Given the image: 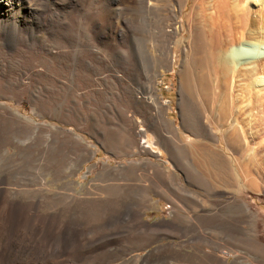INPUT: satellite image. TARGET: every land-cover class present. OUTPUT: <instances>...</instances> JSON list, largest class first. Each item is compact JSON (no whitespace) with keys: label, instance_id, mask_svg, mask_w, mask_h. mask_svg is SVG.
I'll return each mask as SVG.
<instances>
[{"label":"rangeland","instance_id":"1","mask_svg":"<svg viewBox=\"0 0 264 264\" xmlns=\"http://www.w3.org/2000/svg\"><path fill=\"white\" fill-rule=\"evenodd\" d=\"M13 2L22 4L23 0ZM80 2L76 10L71 6L61 10V23L55 26L47 23L42 30L35 25L22 27L16 22L15 18L35 20L33 13H19L17 6L12 12L14 17L9 19L8 25L14 34L5 37L9 47L2 51L6 56L0 52V230L3 217L7 215L3 209L11 201L21 202L24 209L34 207L30 225L38 224V230L33 232L32 227L22 226L21 238L15 240L19 245L25 236L28 247H33L30 251H20L15 246L12 253L6 255L0 241V264H209L201 248L214 256L225 248L230 252L238 251L227 257L230 263L237 260L240 264L254 261L263 264L262 192L246 189L240 195L253 216V230L248 235L260 244L259 247L244 249L240 243H230L218 249L216 244L222 236L217 220L211 232L214 244H205L196 237L198 232L210 227L201 225V213L209 210L215 214L221 199H231L234 195L208 186L202 178L190 184L184 155L179 156L180 166L170 155V124L162 121L161 115L164 114L176 128L183 125L179 111V75L185 67L182 47L178 46L175 54H171L168 69L151 75L158 106L162 109L132 104L140 103L147 89L131 98L132 102L123 100L124 90L120 83L123 77L118 67L122 58L130 59L145 49L147 42L143 36L147 18L137 14L133 6L123 0ZM167 2H162L166 10ZM162 13L156 22L165 26L170 19L166 11ZM92 17L100 22L98 36ZM111 18L114 27L109 25ZM4 22H8V18ZM121 29L126 36L123 43L119 37ZM57 36H63L64 40H57ZM22 45L34 48L39 53L37 58L28 59L31 55L23 56L26 53L10 57L13 51H20L18 47ZM57 51L67 59L57 58ZM90 51L100 54V62L87 56ZM44 55L46 59H40ZM85 55L89 59H83ZM136 60L140 73L136 72L133 79H126L125 83L138 92L144 90V73L152 63L148 58L150 62L146 64L144 60ZM195 65L197 67L189 70L190 73L199 72V63ZM189 71L186 73L190 74ZM185 102L188 119L182 131L194 138L206 139L199 121L198 127L192 122L191 116L197 118L195 102L192 98H186ZM196 157L199 158L198 154ZM161 168L165 171L172 168L179 184L200 193L199 199L189 207L191 219L187 216L190 209L185 191H180V202L176 204L154 196V207L134 206L135 202L139 203L138 198L143 199V193L147 192L148 199L152 196L149 182L154 180L156 172H163ZM164 175L167 177V172ZM208 175L213 181V176ZM163 219L175 221L176 229L158 227L156 223ZM137 221L141 223V230L157 233L133 231L132 224ZM188 224L193 230H186Z\"/></svg>","mask_w":264,"mask_h":264},{"label":"bare ground","instance_id":"2","mask_svg":"<svg viewBox=\"0 0 264 264\" xmlns=\"http://www.w3.org/2000/svg\"><path fill=\"white\" fill-rule=\"evenodd\" d=\"M80 1L23 0L22 4L18 3L15 5L13 0H0V52L9 47L6 45L8 43L5 37L14 34L13 28H10L8 24L10 17H14L12 12H14L16 6L18 7L19 13L22 11L33 13L35 17V20L32 22H28L25 18H15L14 20L16 22L22 24V27L35 25L42 30L47 23L54 24V26L55 24L58 25L61 23L59 19L61 10L68 6L76 10V7L81 3ZM123 1L128 2L130 7L132 5V9H135L137 14L145 15L147 18V28L144 31L146 32L145 36H143L144 32L142 33L147 45L143 52H138V55L136 53V55L131 56L130 59L122 58V61L119 63L120 67L117 66L120 69L118 72L122 74L121 78L123 77V79L120 78L122 80L120 83H122L121 86L124 90L123 97L121 96L122 99H129L132 102L133 100L131 98L134 99V97L139 95L138 93H142L147 89V94L142 98V101L140 100V103L133 102L132 104L137 106L144 105V107L147 106V108H153L155 106L159 109L161 105L158 106L155 93L156 88L153 86L154 79H151V75L154 73L159 74L168 69L171 64V54L174 55L177 47L181 46V56L182 59H184L185 67L183 69L184 71L180 72L179 75V111L183 125L177 128L174 127L172 122L161 113V120L170 124V155L173 157L172 159L176 165L180 163L179 156L182 154L184 155L186 159L185 167H187L186 176L190 184L191 182L193 183L196 178H202L203 182L208 186H215L219 190L224 189L234 195L231 199H221V203H219L215 214L209 210H204L201 213V225H209L210 227L198 232L196 235L197 239L204 241L205 244L208 242L214 244V242H212L213 237L211 236V232L215 229L214 223H216L217 220L218 225L221 226L218 230L222 236L221 241L216 244L219 247L218 249L228 246L230 243L233 245L240 243L245 246L243 247L244 249L246 247L249 249L259 247L258 245L260 244L256 243L254 239L248 235L253 230V216L251 210L245 205L240 195L242 191L246 189V191L254 193H264V0ZM163 1H169L167 2L169 3L167 10L164 8ZM163 11L167 12V16H169L170 19V22H167L168 24L165 23V26H161L162 24L159 25L160 21L156 22L157 18L163 15ZM7 18L8 22L5 23L4 21ZM39 18L41 21H39ZM98 20L99 19L92 17L97 36V27L100 24ZM112 20L111 18L109 25L114 27L115 25ZM136 27L138 28L139 26ZM56 29L58 28L56 27ZM122 29L119 32V37L123 43L126 41V36ZM7 30H9L8 33ZM116 30L117 24L115 31ZM185 32L187 33L186 36L184 35ZM116 33L117 32H115V34ZM65 34L67 37L68 34ZM135 34L138 35L137 32ZM58 39L64 40V37L59 36L57 40ZM72 39L74 40V38ZM23 46L24 45L18 47L22 53L20 51H13L10 57H16L26 53L23 56L31 55L28 59L37 58H35V56L39 55V53H36L34 48L30 49ZM2 54L6 56V53L3 51ZM55 54L57 58L67 59L61 52L57 51ZM99 55L98 52L94 51L87 56L98 61L100 59ZM45 56L46 55L41 56L40 59H46ZM87 56L85 55L83 59H87ZM146 58L150 59L151 62L147 61ZM136 59L144 60L145 64L146 61L152 63L150 69L146 68L145 73L144 71L141 72L142 75L144 73L145 76L143 82L144 90L141 89L140 91L138 90V92L132 90L130 85L127 86L125 83L126 79L132 80L135 73L139 71V64L137 65ZM195 62L199 63V72H196V74H194L195 72L190 73L189 70H193V67H197ZM185 69L188 70L190 74H187ZM140 76L141 75H139V77ZM186 98H192L193 102H195L194 107L197 106V118L193 113L195 120L191 116L192 122H195L194 126L196 125L195 127H198L196 123L199 121V124L203 127V134H205L206 139L201 140L194 138L189 134H184L182 131L188 119V115L184 110ZM147 111H149V109ZM146 114L149 113L147 112ZM196 154H198L199 158L196 157ZM199 161L201 162L200 165ZM171 169L167 168V171L162 169L163 172H156L157 175L154 177L152 176L154 180L151 178L152 182L151 180L149 182L150 188H161L168 184V179L170 185L168 184L166 187L170 189L168 191H170L172 201L177 199L180 191H185L187 206L188 209H190L192 202L199 199L200 193L196 189L179 184L176 177L177 175ZM166 172L167 177L164 175ZM208 174L213 176V181L209 180ZM144 191L146 190L144 189ZM146 193L147 192H145V194L143 193V196H141L140 192L139 196L143 197V199L140 200H149ZM158 195L160 196L161 193ZM169 197L164 198L168 199ZM23 205L24 204L21 202L11 201V203L3 209V211L7 212V215L3 217L4 222L0 230V241L1 245L3 244L5 246L2 252H5L6 255L11 254L12 250L16 248L15 246L19 247L18 250L20 251H30L33 249V247H28L29 242L26 240L25 236L21 235L22 239L19 245H17L15 241L21 238L19 237V232L22 226L32 227L30 229L33 230V232H37L38 230V224L33 225L32 223V225H30L31 217L34 215V207L32 206V208H30L29 206L24 209ZM135 205L136 202L134 203V206ZM187 216L188 219L193 217L191 209L187 210ZM256 222L258 223L259 221H255V223ZM161 223L169 224L171 226L170 228L176 229V227H172L169 221L162 220L159 224ZM140 226V221L133 222L132 229H138ZM193 228L194 227H189L188 225L186 230L190 231L193 230ZM189 244L191 246V242ZM202 245L204 244L202 243ZM185 247L188 248V244ZM58 249L61 250V248ZM200 250L204 252L203 255L209 264H240L237 260H233V262L230 263L227 259L229 255H232L231 253H238L236 250L230 252V250H226L225 248V250H221L220 252L217 251L215 253L217 256H214L208 250L202 248ZM55 254L57 255V253ZM51 255L53 254L51 253ZM238 256L240 257L242 255L238 254ZM251 264L260 263L254 261Z\"/></svg>","mask_w":264,"mask_h":264},{"label":"crops","instance_id":"3","mask_svg":"<svg viewBox=\"0 0 264 264\" xmlns=\"http://www.w3.org/2000/svg\"><path fill=\"white\" fill-rule=\"evenodd\" d=\"M167 185H165V186H163V187H159V188H156V187H152L151 189H152V191L150 190V192L152 193L151 195L153 196V199H152V196L149 198V200L148 201H142V200H140L139 199V203L138 204H136L135 205V207L136 206H138V208H152V207H154V204H156V201H155V199H154V196H158V197H160V199H165V201L166 202H168V200L170 199L171 200V202L173 203L174 202V204H176L177 202H180V200H178L179 198H180V196H181V194H180V192H179V194H178V196H177V199L176 200H174V201H172V198L171 197H169L170 196V191H168V190H170L168 187H166ZM166 189H165V188ZM160 190V191H159ZM164 190V191H163ZM162 191H163V193H162ZM168 191V192H167ZM155 192H157V193H155ZM161 193V196H159L158 194H160ZM168 195H166V194ZM165 195V196H164ZM164 197H169L168 199L167 198H164ZM151 200V201H150ZM176 201V202H175ZM163 220H166V221H169V222H171L170 220H167V219H163ZM172 222H173V224H172ZM170 224L172 225V227H176V223H174L175 221H172ZM160 222H157L156 223V225L158 226V227H165V228H170L171 226L169 225V224H164V223H161V224H159ZM145 224H149V223H146L145 222ZM159 224V225H158ZM150 225V224H149ZM189 225V224H188ZM190 227V226H189ZM186 228V227H185ZM133 231H136V232H138V233H145V232H152V231H146V230H141V228L139 227L138 229H135V230H133ZM165 231V230H164ZM168 232V231H167ZM153 234H155V233H157V231L156 232H152Z\"/></svg>","mask_w":264,"mask_h":264}]
</instances>
